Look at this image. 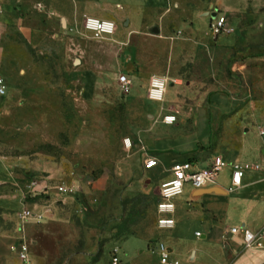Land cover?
<instances>
[{
  "label": "crops",
  "instance_id": "obj_1",
  "mask_svg": "<svg viewBox=\"0 0 264 264\" xmlns=\"http://www.w3.org/2000/svg\"><path fill=\"white\" fill-rule=\"evenodd\" d=\"M205 1L0 0V73L4 71V39L17 30L32 36L30 25L40 18L58 17L70 27L84 25L86 17L114 21L116 32L101 40L118 54L114 74H127L134 82L127 104L130 120L145 125V131L127 137L133 145L126 149H137L134 175L144 173L151 188L159 192L176 161L190 160L197 169L208 167L215 156L229 163L263 164L264 101L251 102L249 112L241 99H230L225 93L182 100L169 87L166 95L172 97L149 98L155 76H165L171 87H179L181 80L175 77L188 64L203 60L202 68L210 70L209 34L216 12L208 10ZM168 115H176V121L167 123ZM149 157L156 158L158 166L146 169ZM231 174L232 169L226 168L216 185L203 189L188 184L175 201V228L161 230L156 223L153 235L134 234L122 240V264H162L154 249L158 241L168 244L181 264H264V242L248 248L241 233L231 232L235 227L258 231L264 226V169L246 170L242 185L233 191ZM54 192L48 193L47 205L31 201L33 216L28 219L22 214H0V264H111L108 253L114 241L98 240L89 251L82 249L75 238L83 234L75 224L77 217H84L76 214L82 205L72 201L73 195ZM18 203L16 208L22 205ZM93 230L85 228L87 233ZM21 241L29 246V262L19 256ZM126 249L138 250L128 254Z\"/></svg>",
  "mask_w": 264,
  "mask_h": 264
},
{
  "label": "rangeland",
  "instance_id": "obj_2",
  "mask_svg": "<svg viewBox=\"0 0 264 264\" xmlns=\"http://www.w3.org/2000/svg\"><path fill=\"white\" fill-rule=\"evenodd\" d=\"M205 3L229 17L232 30L210 31V70L202 68L203 60L188 64L175 77L179 87L170 83L169 90L182 100L225 93L250 112L251 102L264 101V0ZM54 18L32 22V36L17 30L3 41L0 76L9 88L0 96V214H23L31 201L47 205L49 192L73 185L70 198L81 203L76 214L85 217L75 222L83 229L75 236L78 245L89 251L98 240L114 241L111 249L119 247L123 257L122 240L157 231L159 192L144 173L134 175L137 149L124 143L145 125L130 120L134 90L121 92L114 48L84 25L70 27ZM92 227L94 232H85Z\"/></svg>",
  "mask_w": 264,
  "mask_h": 264
},
{
  "label": "built area",
  "instance_id": "obj_3",
  "mask_svg": "<svg viewBox=\"0 0 264 264\" xmlns=\"http://www.w3.org/2000/svg\"><path fill=\"white\" fill-rule=\"evenodd\" d=\"M84 26L93 35L95 39H103L113 35L116 32L117 25L114 21L104 20L95 17H86ZM211 30L215 35L224 34L232 30L228 17L218 13L211 22ZM119 86L121 92L125 95L132 93L134 82L127 74L119 75ZM169 78L165 76H155L151 80L149 98L155 101H163L166 97L169 87ZM8 93V86L3 77L0 76V96H5ZM176 115H168L164 117L167 123H174ZM264 135V129L261 130ZM126 147H132L131 139L124 140ZM159 162L154 157H149L145 161V168L152 169L158 166ZM230 167L232 169V187L230 190H235L240 187L243 182L245 171L250 168L264 169L263 164H240L229 163L222 156H215L211 164L203 169H197L195 164L190 160L176 161L172 166V176L163 181L159 188V201L157 203L158 227L161 230H172L176 226L174 218L176 212L175 201L180 198L188 184H191L196 189H203L216 185L221 173ZM59 192L64 195H73L76 187L73 185H60ZM33 216L30 210H25L22 214L24 219ZM232 233H241L243 235L244 244L248 248L259 247L264 242V226L253 231L247 227H235L231 229ZM199 235V233H198ZM159 252L162 264H181V262L173 257V251L168 244L163 241H158L154 248ZM119 247L111 250V264H122V258L119 255ZM19 256L23 261H30L29 246L25 241H21L18 246Z\"/></svg>",
  "mask_w": 264,
  "mask_h": 264
},
{
  "label": "water",
  "instance_id": "obj_4",
  "mask_svg": "<svg viewBox=\"0 0 264 264\" xmlns=\"http://www.w3.org/2000/svg\"><path fill=\"white\" fill-rule=\"evenodd\" d=\"M212 17L215 18L216 17V14H213Z\"/></svg>",
  "mask_w": 264,
  "mask_h": 264
}]
</instances>
